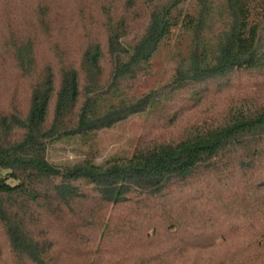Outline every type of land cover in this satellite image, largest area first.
Masks as SVG:
<instances>
[{"label": "trees", "instance_id": "16d2710c", "mask_svg": "<svg viewBox=\"0 0 264 264\" xmlns=\"http://www.w3.org/2000/svg\"><path fill=\"white\" fill-rule=\"evenodd\" d=\"M3 67L0 264L262 260L264 0H0ZM153 109L128 155L47 157Z\"/></svg>", "mask_w": 264, "mask_h": 264}, {"label": "rangeland", "instance_id": "374dc122", "mask_svg": "<svg viewBox=\"0 0 264 264\" xmlns=\"http://www.w3.org/2000/svg\"><path fill=\"white\" fill-rule=\"evenodd\" d=\"M79 1L80 0H71V4H77ZM68 6L69 5H65L62 1L58 3V11L64 10L65 15L59 13L54 18L55 23H68L70 21V16L73 13ZM41 38L44 40L43 37ZM66 40L68 42L76 41L75 38L70 36H67L64 41ZM170 55V48L166 46L160 47L155 53L153 62L157 66V73L155 74L154 79L157 78L158 80L164 75L162 74V71ZM40 58L43 59L44 56L41 55ZM50 58L51 56H49V59ZM5 67L0 68V77L1 74L4 73L11 76L8 71H4ZM18 89L23 91V86L20 85ZM156 110L157 109H153V111H148V113L139 112L132 114L108 128L98 130L95 132V136L91 140H84L79 136H67L56 140L48 146L47 157L53 162L68 163L81 158L87 150H94L95 157L98 161L110 155H128L136 143L139 140H143L151 131L152 121L156 115H151V112H156ZM0 172H2L1 168ZM244 235L245 234L241 236L243 237ZM243 244L245 243H239L238 252L234 260L236 264H257L260 261H264V251L259 250L261 247L258 248V251L259 254H263L261 257L262 260H254L253 258L250 260V253H253L250 252L252 247L249 248V253H247L243 249Z\"/></svg>", "mask_w": 264, "mask_h": 264}]
</instances>
